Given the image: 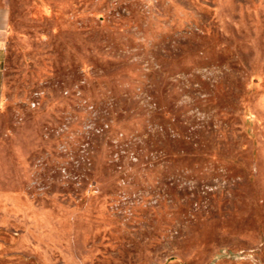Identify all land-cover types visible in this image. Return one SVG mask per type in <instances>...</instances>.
Wrapping results in <instances>:
<instances>
[{"label": "rangeland", "instance_id": "obj_1", "mask_svg": "<svg viewBox=\"0 0 264 264\" xmlns=\"http://www.w3.org/2000/svg\"><path fill=\"white\" fill-rule=\"evenodd\" d=\"M6 264H264V0H12Z\"/></svg>", "mask_w": 264, "mask_h": 264}, {"label": "crops", "instance_id": "obj_2", "mask_svg": "<svg viewBox=\"0 0 264 264\" xmlns=\"http://www.w3.org/2000/svg\"><path fill=\"white\" fill-rule=\"evenodd\" d=\"M12 8V0H0V112L4 109L6 99V84L3 65L6 60V51L3 47L4 39L8 33L10 26V12ZM0 125V134L3 131ZM0 264H6L0 260Z\"/></svg>", "mask_w": 264, "mask_h": 264}]
</instances>
